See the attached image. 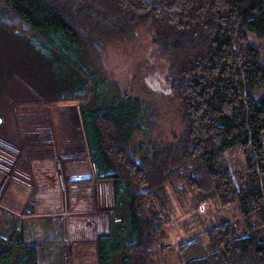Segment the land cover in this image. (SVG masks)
Wrapping results in <instances>:
<instances>
[{
    "label": "trees",
    "instance_id": "obj_1",
    "mask_svg": "<svg viewBox=\"0 0 264 264\" xmlns=\"http://www.w3.org/2000/svg\"><path fill=\"white\" fill-rule=\"evenodd\" d=\"M143 28L168 65L183 124L178 140L148 153L131 143L155 121L100 77L105 47L132 44ZM0 30L47 63L54 101L78 102L91 175L72 183L108 181L112 190L96 264H264V97L250 93L264 87V51L249 41L264 42V0H0ZM191 164L234 219L169 259L165 186ZM58 234L8 245L1 264L13 251L17 264H41Z\"/></svg>",
    "mask_w": 264,
    "mask_h": 264
},
{
    "label": "rangeland",
    "instance_id": "obj_2",
    "mask_svg": "<svg viewBox=\"0 0 264 264\" xmlns=\"http://www.w3.org/2000/svg\"><path fill=\"white\" fill-rule=\"evenodd\" d=\"M12 21L10 19L6 26ZM136 33L137 39L132 44L117 43L105 47L100 77L114 85L120 96L138 99L147 113L145 118L155 121L149 125L145 120L144 130L136 133L131 143L133 150L142 145L148 153L152 147L169 145L179 139L183 133L182 109L168 87V65L156 54L150 30L143 28ZM249 41L264 51L263 41L252 36ZM56 85L47 63H42L22 40L0 30V253L9 247L4 234V216L19 217L14 214L18 209L12 206L10 212L5 203L17 205L18 193L27 202L34 201L51 185L59 189L60 176H64L62 181L66 186L74 184L81 188L80 197L89 190L88 184L71 183L82 181L72 179L76 177L74 172H83L89 163L78 124V102L54 101ZM250 93L256 100L260 99L264 97V87ZM195 172L192 164L182 167L165 186L169 203L164 210L170 213L172 221L167 227L171 244L165 254L169 259L178 245L234 219L233 210L225 213L212 187L203 179L197 182L199 176ZM105 187L101 190L107 193ZM109 205L110 201H107L99 207ZM88 207V202L76 206L83 212L94 210ZM89 215L81 217L89 220L92 216ZM92 238L91 232L78 231L73 241L89 242ZM74 245L76 242L70 246V252L59 245L52 246L41 264H73ZM84 247L87 262H91L90 247L87 243ZM12 254L10 264H17L19 256L15 251Z\"/></svg>",
    "mask_w": 264,
    "mask_h": 264
},
{
    "label": "crops",
    "instance_id": "obj_3",
    "mask_svg": "<svg viewBox=\"0 0 264 264\" xmlns=\"http://www.w3.org/2000/svg\"><path fill=\"white\" fill-rule=\"evenodd\" d=\"M74 173L77 178L74 177L72 179L86 180L89 179L91 175L89 165H87L86 169H83V172L76 170ZM62 178H64V176H60V178L58 177V180L61 179L59 189H57L56 185H51L47 191L42 193V196L40 193V196H38L37 199H34V201L27 202L22 194L18 193L17 196L19 200L17 201V205L15 203H5V205L9 207L8 211L10 212L12 210V206H15V209L18 210L14 214L19 216L18 218H12L10 215L4 216V234L7 239L6 243L14 246L19 241H24L27 244L31 242H40L48 237H51L53 233L57 232L59 233V242H56L53 247L59 245L60 248L64 250L66 249V252H70V246L76 242L73 252L75 258L73 264H96L94 244L97 236L107 233L108 212L112 206L111 183L105 181L94 182L88 185L86 184L89 190L87 193L84 192L82 197H80L78 195L81 194V188L75 186L74 184L66 186L63 183ZM105 186L107 187V193L106 191L103 192L101 190V188ZM12 196L14 199L13 194ZM106 200L110 201V205L108 207H99L100 205L103 206V204L107 202ZM87 202L89 204L88 208L93 207L94 210H86L83 212L76 208L77 205L82 206L87 204ZM28 206L29 208L27 210ZM98 211L105 214L97 215L95 212ZM84 214H90L92 216L88 218L89 220H87L86 217H81L82 215L84 216ZM102 228L104 231L100 232V229ZM78 231L84 233H88L89 231L93 235V238L89 240V242L86 240L80 242L79 240L73 241V238ZM82 236L85 235L82 234ZM86 243L89 245L90 255L93 257L91 262H87V255H85L86 250H83Z\"/></svg>",
    "mask_w": 264,
    "mask_h": 264
},
{
    "label": "water",
    "instance_id": "obj_4",
    "mask_svg": "<svg viewBox=\"0 0 264 264\" xmlns=\"http://www.w3.org/2000/svg\"><path fill=\"white\" fill-rule=\"evenodd\" d=\"M1 121H2V120H1V117H0V124H1Z\"/></svg>",
    "mask_w": 264,
    "mask_h": 264
}]
</instances>
